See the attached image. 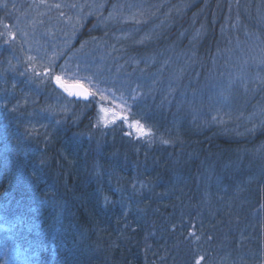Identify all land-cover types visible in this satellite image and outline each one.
<instances>
[{
    "label": "trees",
    "instance_id": "obj_1",
    "mask_svg": "<svg viewBox=\"0 0 264 264\" xmlns=\"http://www.w3.org/2000/svg\"><path fill=\"white\" fill-rule=\"evenodd\" d=\"M263 7L178 0L162 35L132 50L186 48L193 61L181 80L198 71L193 89L227 46V24L236 18L240 36ZM92 20L87 41L111 32ZM35 91L0 102V264H264V125L241 126L246 99L226 126L136 103L168 141L139 149L96 122L95 107L82 108L91 101L74 102L63 123L49 114L59 92ZM29 115L44 124H26Z\"/></svg>",
    "mask_w": 264,
    "mask_h": 264
},
{
    "label": "rangeland",
    "instance_id": "obj_2",
    "mask_svg": "<svg viewBox=\"0 0 264 264\" xmlns=\"http://www.w3.org/2000/svg\"><path fill=\"white\" fill-rule=\"evenodd\" d=\"M177 3L178 0H0V102L21 101L14 98L19 96L26 99L31 89L36 90L35 95L38 89L42 95L49 85L56 89L51 78L54 71L64 82L83 84L97 93L91 95L90 107L82 108L95 107L96 122L113 137L126 135L139 149L167 139L154 134L150 118L140 112L136 103L146 105L149 111L153 107L183 112L192 116L194 122L202 119L207 124L226 126L230 123L228 118L237 114L233 108L239 96L246 99L238 116L241 126H263L264 7L258 9L259 23L253 22L252 29L240 36L236 18L227 24L232 34L226 40L227 46L213 58V67L204 82L192 89L191 84L200 74L196 71L194 81L182 82L183 73L193 61L186 48L177 55L174 51L172 56L165 52L157 57H139L132 50L162 35ZM77 19L80 24L74 31ZM91 19L100 21L101 27L109 26L111 32L104 38L87 41L83 33ZM29 56L35 61L30 63ZM53 57L54 68L45 77L46 60ZM101 90L106 99H100ZM53 102L49 114H55L52 118L61 117L63 123L72 119L63 115L80 106L74 103L80 101L60 92ZM102 107L109 111L102 114ZM112 113L127 116L129 122L139 119L151 129V139L142 135L138 138L136 129L123 119L113 122ZM26 124L42 126L44 122L38 118L32 122L29 115ZM168 127L162 123L163 134L169 131ZM259 150L264 151V144Z\"/></svg>",
    "mask_w": 264,
    "mask_h": 264
},
{
    "label": "snow or ice",
    "instance_id": "obj_3",
    "mask_svg": "<svg viewBox=\"0 0 264 264\" xmlns=\"http://www.w3.org/2000/svg\"><path fill=\"white\" fill-rule=\"evenodd\" d=\"M45 7H50L49 5H45ZM55 7H60L59 5H55ZM80 24V20L77 19L74 24H73V30L75 31V29L79 26ZM11 39H15V36H11ZM28 61L31 63V62H34L35 61V58L32 57V56H29L28 57ZM54 61H55V58H51V59H47L46 60V64H47V67L43 70V75L45 77L48 76L49 72L53 70L54 68ZM261 63H264V59L261 60ZM37 75H40V73H37ZM55 84L58 85L60 88H63V90L65 92H67L69 95H74V96H83L85 99L88 98L89 95H92V96H95L97 95V93L95 92H89L87 89L84 88L83 85L77 83L76 85H74L73 87H76V88H81L83 89V91L81 92H76V91H73L71 88H69L68 86L65 85V83L63 82V77L61 75H56L54 71H52V77H51ZM100 99L103 100V99H106V97L103 95V90H101V94H100ZM126 103V102H125ZM109 110L107 108H100V112L103 114V113H107ZM116 118H120V119H123L124 122L126 124H129L130 127H133L136 129V132H137V137L139 138V136H144V137H147L149 138V140L151 139L152 137V132H151V129L150 128H145L143 124H141V121L139 119H136L132 122H129L127 120V116H122V115H119L117 113H112V119H113V122ZM104 126L107 127L108 126V122L107 120L104 121ZM162 143H168V141H162Z\"/></svg>",
    "mask_w": 264,
    "mask_h": 264
},
{
    "label": "water",
    "instance_id": "obj_4",
    "mask_svg": "<svg viewBox=\"0 0 264 264\" xmlns=\"http://www.w3.org/2000/svg\"><path fill=\"white\" fill-rule=\"evenodd\" d=\"M64 82V81H63ZM66 86H68L69 88H71L73 91H76V92H81L83 91V89L81 88H76V87H73L74 85H76L77 83H66L64 82ZM54 87L58 90V91H61L63 94H65L67 97L73 99V100H77V101H82V102H89L91 100V95L88 96L87 99H85L83 96H74V95H69L67 92H65L63 90V88H60L58 85L55 84V82L53 83ZM83 85V84H81ZM84 86V85H83ZM85 89H87L89 92L90 90L84 86Z\"/></svg>",
    "mask_w": 264,
    "mask_h": 264
}]
</instances>
